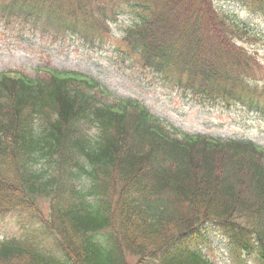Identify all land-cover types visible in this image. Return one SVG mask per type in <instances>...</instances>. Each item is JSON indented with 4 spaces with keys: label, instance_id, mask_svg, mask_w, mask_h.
Masks as SVG:
<instances>
[{
    "label": "trees",
    "instance_id": "1",
    "mask_svg": "<svg viewBox=\"0 0 264 264\" xmlns=\"http://www.w3.org/2000/svg\"><path fill=\"white\" fill-rule=\"evenodd\" d=\"M243 1L264 14V0ZM127 7L118 55L142 75L186 99L264 113L263 65L248 47L264 30L215 0H0L9 19L91 48ZM33 73L0 72V213L43 224L0 240V264H128L127 252L139 264H212L201 247L210 222L238 258L264 264V149L189 135L80 71Z\"/></svg>",
    "mask_w": 264,
    "mask_h": 264
},
{
    "label": "rangeland",
    "instance_id": "2",
    "mask_svg": "<svg viewBox=\"0 0 264 264\" xmlns=\"http://www.w3.org/2000/svg\"><path fill=\"white\" fill-rule=\"evenodd\" d=\"M216 3L236 19L250 25L252 31L257 27L264 30L262 13L254 11L243 0H216ZM127 17L119 19L105 46L95 50L84 46L79 39L52 41L32 30L20 36L17 35V28L0 24V71L33 72L37 67L45 65L80 71L96 77L119 95L140 99L156 115L186 132L221 138L252 139L264 146V114L261 112L251 114L241 104L226 107L219 102L201 103L193 98L186 99L181 92L171 89L159 79L143 77L140 69L132 65L129 59L124 62L118 58L113 46L120 45V31L128 23ZM262 35L264 37V32ZM248 47L259 49V56L264 63V41ZM42 206V210L47 212L46 203ZM16 217L13 213L0 217V236L22 235L18 234L19 229L14 224ZM216 230L218 235L213 239L211 248H208L209 256L217 264H239L228 252L227 238L221 235L217 227ZM248 264L258 262L250 260Z\"/></svg>",
    "mask_w": 264,
    "mask_h": 264
}]
</instances>
